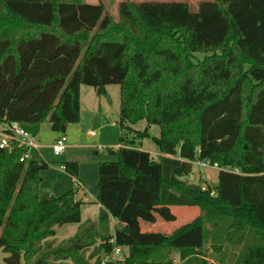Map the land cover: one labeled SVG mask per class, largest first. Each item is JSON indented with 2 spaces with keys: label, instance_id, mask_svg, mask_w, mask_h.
I'll return each instance as SVG.
<instances>
[{
  "label": "trees",
  "instance_id": "trees-1",
  "mask_svg": "<svg viewBox=\"0 0 264 264\" xmlns=\"http://www.w3.org/2000/svg\"><path fill=\"white\" fill-rule=\"evenodd\" d=\"M113 85L126 134L98 165L95 221L80 223L75 186L40 192L48 163L21 162L15 142L0 149L4 263L100 264L113 240L126 255L107 264H175L173 253L179 264H264V0H200L195 11L124 0L116 18L103 2L0 0V126L36 138L47 121L64 133L80 120V87ZM141 121L143 131L131 128ZM200 162L219 171L216 186L189 182ZM62 168L78 176L76 162ZM174 208L199 214L170 233L142 231L174 222ZM68 224L75 235L54 246Z\"/></svg>",
  "mask_w": 264,
  "mask_h": 264
},
{
  "label": "rangeland",
  "instance_id": "rangeland-1",
  "mask_svg": "<svg viewBox=\"0 0 264 264\" xmlns=\"http://www.w3.org/2000/svg\"><path fill=\"white\" fill-rule=\"evenodd\" d=\"M88 2H104L107 6L106 11L109 15L117 17V5L123 0H87ZM135 3L144 0H131ZM154 1H182L187 3L191 11H195L197 3L200 0H154ZM97 90L82 86L81 87V117L78 123L69 124L64 133L53 132L47 121L40 124L37 138L33 141L38 144L39 151L31 149V159L29 161L39 162L44 160L49 164L47 170L41 173L42 184L40 185L41 193H48L59 196L69 191L74 185V180L79 182L81 187H76V199L86 198V202L81 206V224L87 220L95 221L98 217L99 205L97 204V182H98V165L101 162L114 161L115 157L111 152H115L120 146L119 137L124 136L126 132L120 131L118 124L119 113V87L116 85L107 86L105 94H97ZM115 123V124H112ZM147 127L144 121L132 125L135 131H143ZM90 132H95L94 137L90 136ZM149 134L153 137L159 136V129L156 126L149 128ZM64 136L66 138L65 150L59 156L53 154L52 146L56 140ZM128 139L131 135L128 134ZM137 145V144H136ZM98 147L103 148L101 151ZM142 149L149 152L153 159L158 156L156 146L151 140L145 139L142 143ZM76 162L78 164V176L76 178L69 177L65 172L63 163ZM218 170L214 167L204 166L198 167L197 163L192 164V174L189 182H199L202 187L208 185L214 187L217 185ZM205 181V182H204ZM78 186V185H77ZM176 216V220L171 223L158 222L154 227L142 224V231H161L170 233L173 229L191 221L199 214V210L195 208H174L172 210ZM79 224H68L55 228V235L48 239L57 246L68 239L72 238ZM114 223L112 222V226ZM94 247H90L85 252V258L89 263H93L96 256L90 258ZM122 256L126 255V250L122 249ZM8 257L0 249V264H5L4 259ZM98 257V256H97ZM172 258L175 264H179L178 254L173 253ZM209 264H217L209 257Z\"/></svg>",
  "mask_w": 264,
  "mask_h": 264
},
{
  "label": "built area",
  "instance_id": "built-area-1",
  "mask_svg": "<svg viewBox=\"0 0 264 264\" xmlns=\"http://www.w3.org/2000/svg\"><path fill=\"white\" fill-rule=\"evenodd\" d=\"M89 135L94 137L96 133L90 132ZM12 142L17 143L19 147L26 149L25 154L20 159L21 162L29 160V152L31 151V149H39L38 144L33 141V138L18 125L11 124L0 126V149H9ZM65 147L66 138L62 136L57 139L55 144L52 146L53 154L55 156H59L65 150ZM102 149L103 148L98 147L99 151H101ZM197 165L198 167L203 168L204 166H206V163L200 162L197 163ZM74 185L76 187H80L78 182L75 180ZM109 243L113 245L112 250L110 253L101 252L99 254L100 264H107L109 262L116 263L118 261L121 262L124 259V256H122L121 252L122 248L115 246L113 240H110Z\"/></svg>",
  "mask_w": 264,
  "mask_h": 264
},
{
  "label": "crops",
  "instance_id": "crops-1",
  "mask_svg": "<svg viewBox=\"0 0 264 264\" xmlns=\"http://www.w3.org/2000/svg\"><path fill=\"white\" fill-rule=\"evenodd\" d=\"M86 3H88V4H92V5H96V4H98L99 2H97V1H95V2H88L87 0H84ZM124 1V0H123ZM131 1V0H130ZM144 1H154V0H144ZM101 2V1H100ZM122 2V1H121ZM133 2V1H132ZM104 3V2H103ZM135 3V2H134ZM105 4V3H104ZM118 5H119V3H118ZM118 5H117V7H118ZM105 6H106V4H105ZM106 8H107V6H106ZM117 12V11H116ZM106 89V88H105ZM104 89V90H105ZM96 91V90H95ZM97 93V92H96ZM79 103H80V117H81V87H80V97H79ZM112 124H115V123H112ZM37 138V137H36ZM35 138V139H36ZM142 143H143V141L141 142V145H142ZM142 150H144V149H142ZM37 151H39V150H37ZM149 153V152H148ZM150 154V153H149ZM154 154H156L157 156H159V154L158 153H154ZM30 155H31V151L29 152V160L31 159V157H30ZM28 160V161H29ZM33 160V159H32ZM31 160V161H32ZM41 161H43V162H45L44 160H39V162H41ZM41 177H42V175H41ZM42 181H43V179H42ZM205 182V181H204ZM41 184H42V182H41ZM40 184V185H41ZM78 184H79V182H78ZM80 185V184H79ZM80 187L82 188V186L80 185ZM82 202H83V204L86 202V198H84V199H82ZM158 223V222H157ZM156 223V224H157ZM155 224V225H156ZM154 225V226H155ZM154 226H152V227H154ZM149 231H151V230H145L144 232H149Z\"/></svg>",
  "mask_w": 264,
  "mask_h": 264
},
{
  "label": "water",
  "instance_id": "water-1",
  "mask_svg": "<svg viewBox=\"0 0 264 264\" xmlns=\"http://www.w3.org/2000/svg\"><path fill=\"white\" fill-rule=\"evenodd\" d=\"M101 92H104V88H99L97 89V94L101 93Z\"/></svg>",
  "mask_w": 264,
  "mask_h": 264
}]
</instances>
